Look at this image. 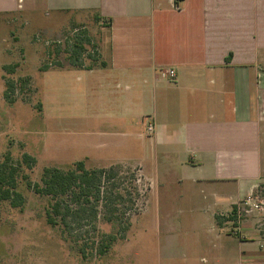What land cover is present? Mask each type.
Masks as SVG:
<instances>
[{
  "label": "crops",
  "instance_id": "obj_1",
  "mask_svg": "<svg viewBox=\"0 0 264 264\" xmlns=\"http://www.w3.org/2000/svg\"><path fill=\"white\" fill-rule=\"evenodd\" d=\"M14 14L92 18L107 29L94 64L45 71L58 78L48 94L63 93L64 127L79 133L82 159L94 157L91 137L100 150L132 151L137 135L191 188L189 199L177 194L185 209L165 218L167 264H264L252 221L229 232L231 214L264 180V0H0V16ZM185 221L195 224L186 258Z\"/></svg>",
  "mask_w": 264,
  "mask_h": 264
},
{
  "label": "rangeland",
  "instance_id": "obj_2",
  "mask_svg": "<svg viewBox=\"0 0 264 264\" xmlns=\"http://www.w3.org/2000/svg\"><path fill=\"white\" fill-rule=\"evenodd\" d=\"M78 19L73 15L60 19L51 14L0 16V164L9 159V164L18 168L17 189L25 199L20 208H13L8 201L0 204V264H167L163 255L165 218L171 209L173 212L185 209L177 207L180 201L177 194L186 198L189 195V199L193 194L191 188L180 185L174 172L168 173L163 159L151 157L146 151L148 141L137 135L132 151L131 148L100 150L95 145L97 137H91L94 143L89 146L94 149L87 150L94 157L82 159L86 150L74 142L79 140V133L64 127L63 93L58 91L54 97L52 92L48 94V84L58 78L48 77L47 69L89 66L99 59L100 42L106 41L107 29L95 19ZM75 44H82L83 49H74ZM10 83L13 87L9 90ZM107 128L103 125L97 129ZM115 154L131 158L121 161L97 158ZM24 155L31 156L35 163L27 164ZM81 161L88 170L117 167L119 183L131 191L128 199L135 204L132 209L127 207L129 204L122 207L125 213L121 225L106 222L100 212L97 221L83 228L81 236L87 241L77 243L75 238L65 237L60 226L48 224L51 200L38 195L30 186L41 184L46 168L68 170ZM201 190H194L195 199L203 197ZM247 199L249 202L231 214L229 232H239L236 228L240 223L252 221L264 236V180L257 183ZM183 217L186 220L188 214ZM127 225L128 231L122 233ZM181 225L180 242L189 240L181 246L186 249L180 255L186 258L193 249L189 236L195 224L185 221ZM103 234H117L118 239L106 255L99 256L90 244L99 241ZM81 247L86 248L85 256ZM176 263L187 264V260L179 259Z\"/></svg>",
  "mask_w": 264,
  "mask_h": 264
},
{
  "label": "trees",
  "instance_id": "obj_3",
  "mask_svg": "<svg viewBox=\"0 0 264 264\" xmlns=\"http://www.w3.org/2000/svg\"><path fill=\"white\" fill-rule=\"evenodd\" d=\"M81 45L75 44L73 48L83 49ZM7 86L10 90L13 83ZM6 97H8L7 94ZM23 158L27 164L35 163V160L29 155H24ZM116 168L88 170L84 162L81 161L75 163L74 167L68 170L44 169L41 184L36 183L30 187L38 195L49 197L51 200L47 212L48 224L53 227L60 226L63 235L75 238L77 243L87 241L85 236H81L83 228L90 222L97 221L101 215L100 212L104 213L106 222L113 225L124 224L122 220L125 212L122 207L129 204L127 207L132 209L135 201L128 199L131 191L128 188H123V185L119 183L120 172ZM18 177V168L9 164V159L0 164V204L8 201L13 208H20L24 205L25 199L17 189ZM134 190L138 191V188L135 186ZM217 222L219 225L222 224L220 218H217ZM128 229L129 226H125L122 233H126ZM117 239V234H103L99 241L93 240L90 246L94 248L97 255L104 256ZM88 245L84 244V247ZM85 249H81L83 255Z\"/></svg>",
  "mask_w": 264,
  "mask_h": 264
},
{
  "label": "built area",
  "instance_id": "obj_4",
  "mask_svg": "<svg viewBox=\"0 0 264 264\" xmlns=\"http://www.w3.org/2000/svg\"><path fill=\"white\" fill-rule=\"evenodd\" d=\"M163 75H164V77H166V78L168 79V81H170V82L175 81V80H176V77H177L176 72H175L174 70H168V71H166V72H163ZM148 131H149L150 133H153V131H154V126H153L152 123H149V124H148Z\"/></svg>",
  "mask_w": 264,
  "mask_h": 264
}]
</instances>
